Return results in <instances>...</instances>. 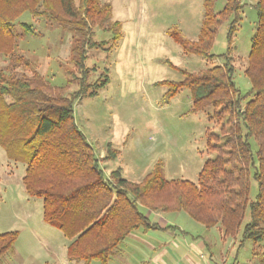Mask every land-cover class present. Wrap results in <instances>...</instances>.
Here are the masks:
<instances>
[{"label": "trees", "instance_id": "obj_1", "mask_svg": "<svg viewBox=\"0 0 264 264\" xmlns=\"http://www.w3.org/2000/svg\"><path fill=\"white\" fill-rule=\"evenodd\" d=\"M241 1L227 0L224 9L216 12L217 0H205L196 41L187 39L177 27L167 31L185 53L212 60L218 58L212 49L219 30L231 21L222 65L184 72L181 82H164L168 87L166 102L186 88L193 112L214 110L211 120L220 125V133L208 129L207 137L210 151L217 156L206 160L197 182L167 180L162 161L143 180L134 182L122 178L120 169L105 175L100 158L74 116L76 101L96 96L109 82L102 73L90 83L92 70L86 60L90 49L103 44L94 40L96 30L113 34L109 49L122 37L121 23L111 20V3L0 0V54L9 56V71L0 70V144L12 161L26 164V193L42 199L45 222L69 240L70 262L109 264L132 232L160 229L142 207L158 214L184 212L205 229L220 227L225 238L236 237L242 229V242L264 241V0L256 4L258 26L244 70L252 86V98L247 101L234 82L230 57L243 9ZM25 13L73 32L71 62L81 75L77 91L69 93L76 71H67L71 77L67 87H55L40 73L32 72V62L17 54L18 41L36 35L31 24L19 23L17 30V21ZM21 66L31 70V75L17 74L16 67ZM117 154L110 144L103 159H115ZM247 212L250 216L244 224ZM18 237L17 231L0 233V264L13 251Z\"/></svg>", "mask_w": 264, "mask_h": 264}, {"label": "rangeland", "instance_id": "obj_2", "mask_svg": "<svg viewBox=\"0 0 264 264\" xmlns=\"http://www.w3.org/2000/svg\"><path fill=\"white\" fill-rule=\"evenodd\" d=\"M102 1L111 3V20L121 23L122 37L114 48L109 49L113 34L96 30L94 40L103 44L88 51L86 65L92 70L89 82H96L102 73L107 74L109 82L98 90L96 96L75 102L77 125L107 172L108 169H120L122 178L140 182L156 163L162 161L167 180L197 182L206 160L217 156L209 149L208 129L219 134L221 127L211 120L212 108L193 112L192 97L186 88L180 89L166 102L168 87L164 82H181L185 78L184 72L195 73L205 67L222 65L225 62L222 55L227 54L229 47L227 33L231 21L221 26L214 43L212 53L218 58L207 60L185 53L167 34L170 28L177 27L187 39L196 41L204 17L205 0ZM241 2L243 9L230 57L235 68L234 82L247 101L252 98V86L244 70L258 26V0ZM226 3L227 0H217L215 11H222ZM19 23L33 25L36 35L20 39L17 54L32 62V72L40 73L53 86L67 87L71 78L67 71L74 70L71 29L49 24L29 13L17 21L18 31ZM8 64L9 56L0 54V70L9 71ZM32 72L23 66L16 67L20 76H30ZM75 73L77 79L70 86L69 93L79 89L81 75L78 71ZM221 141L224 143V138ZM110 144L118 154L115 159L104 160ZM252 144L256 151V143L252 141ZM24 174L26 164L12 161L0 144V233L19 232L15 248L3 264H65L66 256L63 261L62 255L66 253L69 240L62 231L47 223L40 222L43 227H36L39 213L41 218L43 215V202L26 193L22 181ZM256 192L253 181L252 198ZM141 210L145 214L149 211L144 207ZM161 214L177 219L189 230L198 227L184 212ZM249 216L247 212L244 224ZM231 239L236 243L229 257L237 255L236 264H264V241L259 244L251 240L242 242V229ZM130 247L128 237L112 261L131 256ZM91 264L99 263L94 261Z\"/></svg>", "mask_w": 264, "mask_h": 264}, {"label": "crops", "instance_id": "obj_3", "mask_svg": "<svg viewBox=\"0 0 264 264\" xmlns=\"http://www.w3.org/2000/svg\"><path fill=\"white\" fill-rule=\"evenodd\" d=\"M104 171L106 174L107 171ZM112 171L114 170L108 169L106 176L109 177ZM145 215L152 223L158 224L160 229H139L132 232L129 236L131 244L129 253L131 256H122L121 259H116L115 261L111 260L109 264L237 263V255L235 258L229 257V253L233 249L236 240L225 238L220 228L216 227L207 230L204 227H200L201 225L198 224L196 225L198 226L197 228L189 230L187 225L179 223L177 219L172 220L165 214H157L148 211ZM40 222L46 223L43 215L41 218L39 213L36 227H43ZM34 230V234H36V229ZM67 251L68 247L66 248V253L62 255V260L64 261V256H66L67 261L65 264L75 263L69 261ZM115 256L117 257L118 253Z\"/></svg>", "mask_w": 264, "mask_h": 264}]
</instances>
